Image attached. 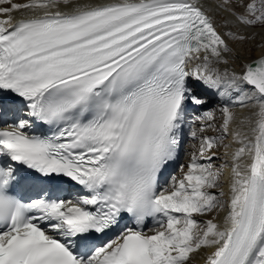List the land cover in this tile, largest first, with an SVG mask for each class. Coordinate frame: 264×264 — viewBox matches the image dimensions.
Here are the masks:
<instances>
[{"label": "snow or ice", "instance_id": "6c2138e0", "mask_svg": "<svg viewBox=\"0 0 264 264\" xmlns=\"http://www.w3.org/2000/svg\"><path fill=\"white\" fill-rule=\"evenodd\" d=\"M197 257L264 264V0H0V264Z\"/></svg>", "mask_w": 264, "mask_h": 264}, {"label": "bare ground", "instance_id": "6f19581e", "mask_svg": "<svg viewBox=\"0 0 264 264\" xmlns=\"http://www.w3.org/2000/svg\"><path fill=\"white\" fill-rule=\"evenodd\" d=\"M14 2H21V0H14ZM206 5H211L214 3V0H204ZM6 6V5H5ZM15 16H17V18L20 17V13H14ZM234 47L238 50V51H243L244 55L247 57H252V56H258L261 53V49L260 48H256V47H252L251 44L249 45H245L243 46V49H241L240 46L238 45H234ZM251 49V51H248V49ZM223 151V149H221V152ZM217 163H219V161H217ZM222 180L224 181L223 187L225 192L228 191V171L225 170V173L222 177ZM220 216H223V213L220 214ZM194 264H203V260L200 257H197L196 260L194 261Z\"/></svg>", "mask_w": 264, "mask_h": 264}]
</instances>
